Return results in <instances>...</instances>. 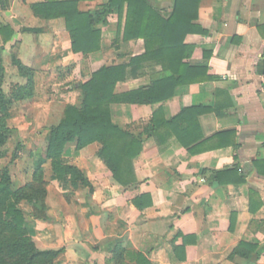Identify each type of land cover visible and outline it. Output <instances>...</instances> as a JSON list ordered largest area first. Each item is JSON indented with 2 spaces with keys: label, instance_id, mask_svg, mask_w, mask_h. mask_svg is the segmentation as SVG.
<instances>
[{
  "label": "crops",
  "instance_id": "0c3cea01",
  "mask_svg": "<svg viewBox=\"0 0 264 264\" xmlns=\"http://www.w3.org/2000/svg\"><path fill=\"white\" fill-rule=\"evenodd\" d=\"M3 1L0 25L13 30L3 51L31 71L35 90L41 72L72 67L84 82L102 67L127 65L145 52L141 39L123 40L126 5L121 15L114 12L105 24H96L100 49L83 56L72 52L63 18L34 13L33 5L49 0ZM175 1L146 3L167 18ZM107 2L81 0L76 9L94 14ZM184 2L196 6L192 24L204 31L186 36L192 51L185 62L207 65L214 79L177 87L154 104L110 106L112 122L142 141L132 162L136 183L128 187L114 182L98 159L99 144L66 147L64 158L92 186L89 203L77 198L64 219L55 209L54 221L38 223L53 236L41 248L65 247L66 264H114L116 246L143 254L151 264H264V0ZM16 76L24 87L28 78ZM165 76L158 66L146 67L117 83L115 93L148 88ZM35 99L22 100L31 117L52 110V101L45 107ZM197 107L209 110L187 115L158 137L144 133L154 116L168 121ZM232 168L243 182L218 185L212 173ZM142 195L150 197L151 206L138 210L132 201ZM53 224L61 225V233H53ZM42 235L36 232L33 239L41 242ZM240 244L256 245L259 252L230 258Z\"/></svg>",
  "mask_w": 264,
  "mask_h": 264
},
{
  "label": "trees",
  "instance_id": "16d2710c",
  "mask_svg": "<svg viewBox=\"0 0 264 264\" xmlns=\"http://www.w3.org/2000/svg\"><path fill=\"white\" fill-rule=\"evenodd\" d=\"M79 1L81 0H49L43 4L33 5L32 9L35 14L42 17L63 18L71 38L72 52L86 56L100 49V32L96 30V24H105L106 18L114 12L121 15L126 5L123 40L141 39L145 48L142 55L131 58L127 65L102 67L92 73L87 80L79 83L78 104L66 107L63 119L57 126L49 129L46 137L45 156L37 163V170L40 171L48 162L52 179L63 180L72 187H77L80 183L90 188L92 193V186L85 174L77 167L68 165L63 159L69 144L75 143L76 150H81L93 143L99 144L98 159L106 166L114 182L122 187H128L136 183L132 162L141 153L142 141L112 122L110 106L116 103L154 104L170 98L177 87L198 84L214 78L207 75V65H191L185 62L192 51V47L185 43L186 36L197 31L204 33L192 24L196 18V6L185 4L184 0H176L172 13L164 18L157 10L150 7L146 0H108L107 4L94 14L77 11L76 5ZM4 7V1L0 0V10ZM12 35L13 30L9 26L0 25L2 43L0 46V150L9 136L6 112L9 102L3 93L5 69L1 51L3 46L11 40ZM13 63L18 67L20 76L28 78L27 84L19 89L18 98L19 100L30 98L35 86L33 78L30 77L32 73L16 60H13ZM153 66L160 67L166 76L155 81L148 88L124 94L115 93L117 83L128 78H135L138 72ZM208 110V108L199 107L182 109L177 117L168 121H161L154 116L151 124L144 129V133L158 137L162 130L176 127L175 125L183 122L187 115L194 113L197 117ZM181 144L186 145L183 142ZM212 174L220 186L243 182L240 178L236 179L235 168ZM223 177L227 179L221 180ZM2 196H12L10 178L6 170L0 172V198ZM132 203L138 210L151 206L148 195L137 197ZM2 217L4 225L24 234L25 239L22 242L5 244V246L0 241V264H50L47 258L55 255L54 251H39L34 247L30 237L26 236L25 218L14 201L7 202ZM32 217L41 222L48 221L47 216L39 211L36 205H32ZM6 247L9 248L6 251L8 256L4 258L2 252ZM26 247L32 248L30 254L26 251ZM252 252H259L256 245L240 244L230 258L234 255L247 258ZM113 258L114 264H122L124 259L133 264H151L143 254L124 250L120 246L114 249Z\"/></svg>",
  "mask_w": 264,
  "mask_h": 264
},
{
  "label": "rangeland",
  "instance_id": "374dc122",
  "mask_svg": "<svg viewBox=\"0 0 264 264\" xmlns=\"http://www.w3.org/2000/svg\"><path fill=\"white\" fill-rule=\"evenodd\" d=\"M1 58L5 69L3 93L9 102L6 107L9 136L6 144L0 150V172L7 171L12 196L0 198V218L4 214L7 202L14 201L25 218L26 236L30 237L37 250L48 251L49 249L41 247L42 244L48 243L53 236L49 232L50 228L41 226L38 224L41 221L33 219L32 205H36L39 211L47 216V222L50 223L54 221L50 218L52 210L60 209V214L64 219L65 210L72 206L77 198H81L85 204H88L91 195L90 188L80 183L77 187H72L68 182L52 179L48 162L42 166L41 172L37 170L36 166L45 156L46 137L49 129L60 123L67 106L78 104L80 94L77 91V86L83 80L78 73H74L72 67H59L49 72H41V82L36 90L34 86L30 99L36 98L35 101H39L40 105L45 107L49 101H52V110L50 112L43 110L37 117H31L29 108H24L22 100L18 98V91L22 86H19L16 81V75L19 73L18 70H15L16 65L4 51H1ZM67 147H75V143L69 144ZM63 159L68 165L74 166L70 160ZM2 219L3 217L0 223L2 244L5 246V244L10 245L16 241H24L25 235L4 225ZM52 226L54 234L61 233V225L53 224ZM40 231L43 234L40 240L42 243L33 239L35 233ZM7 247L2 252L4 258L8 256L6 251L9 248ZM31 249V247H26L29 254ZM50 251L55 253L52 257L47 258L50 264H66L65 247Z\"/></svg>",
  "mask_w": 264,
  "mask_h": 264
}]
</instances>
